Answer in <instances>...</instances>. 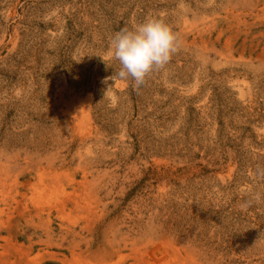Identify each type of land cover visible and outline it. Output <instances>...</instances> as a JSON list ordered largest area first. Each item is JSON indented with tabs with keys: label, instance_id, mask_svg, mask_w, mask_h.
Masks as SVG:
<instances>
[{
	"label": "rangeland",
	"instance_id": "obj_1",
	"mask_svg": "<svg viewBox=\"0 0 264 264\" xmlns=\"http://www.w3.org/2000/svg\"><path fill=\"white\" fill-rule=\"evenodd\" d=\"M0 264H264V0H0Z\"/></svg>",
	"mask_w": 264,
	"mask_h": 264
}]
</instances>
